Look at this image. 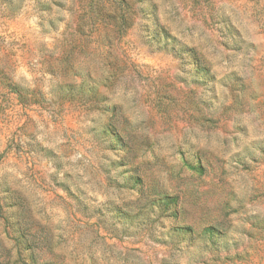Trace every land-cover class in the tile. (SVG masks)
<instances>
[{"label":"rangeland","instance_id":"1","mask_svg":"<svg viewBox=\"0 0 264 264\" xmlns=\"http://www.w3.org/2000/svg\"><path fill=\"white\" fill-rule=\"evenodd\" d=\"M0 264H264V0H0Z\"/></svg>","mask_w":264,"mask_h":264}]
</instances>
